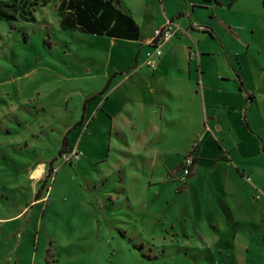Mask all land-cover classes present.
<instances>
[{
  "label": "rangeland",
  "instance_id": "374dc122",
  "mask_svg": "<svg viewBox=\"0 0 264 264\" xmlns=\"http://www.w3.org/2000/svg\"><path fill=\"white\" fill-rule=\"evenodd\" d=\"M195 1H205L195 17L212 23L220 36L207 34L197 46L219 49L213 63L226 66L230 79L223 85L226 104L201 107V127L194 133L170 124L165 134L148 127L114 134L99 108L101 99L84 110L85 97L108 80L103 65L118 53L126 64L130 45L109 61L108 43L95 46L85 34L60 29L58 0L33 7V22L0 21V264H215V257L223 264L211 237L223 226L225 194L239 181L225 154L214 168L210 163L221 155L219 142L255 152L257 138L245 130L244 119L264 135V0ZM91 45L101 53L89 56ZM88 66L103 72H87ZM234 71L253 91L250 108L239 109L244 98L236 91ZM147 76L143 70L140 85ZM128 92L126 86L116 96L110 89L104 106L113 111ZM84 112L94 116L91 124H79L67 135L69 149L80 157L60 162L63 136ZM135 112L127 109L118 119L127 122ZM193 145L201 160L192 185L184 189L187 177L180 179L181 168L175 167ZM39 164L44 170L34 180L31 172ZM37 192L42 201L34 200Z\"/></svg>",
  "mask_w": 264,
  "mask_h": 264
},
{
  "label": "crops",
  "instance_id": "0c3cea01",
  "mask_svg": "<svg viewBox=\"0 0 264 264\" xmlns=\"http://www.w3.org/2000/svg\"><path fill=\"white\" fill-rule=\"evenodd\" d=\"M108 1L122 13L132 18L138 27L139 39L127 40L106 35L87 34L78 29L63 30L85 34L86 39L90 40L95 46H99L101 43H108L111 46L108 49L109 53H107L109 54V61L113 53L123 51L120 49L124 48L122 46L130 45L128 46L130 49L127 53H130L131 56L129 54L130 58L126 64L120 62L119 55L121 53H118V59L114 61L112 59L109 64L103 65V68H106L105 77L108 80L100 89L85 97L84 110L88 108V103L94 99H101L102 102L99 103V108L107 116L108 129L114 134H117L123 128H127L130 132L132 130L134 133H141L144 132L146 127L155 128L161 134H165L170 124L176 125L179 128L192 129L193 133L195 130L197 132L201 127V107L211 109L218 107L217 104L223 106L229 97V93L228 91H224L223 85L225 86V81H229L230 72L226 66L219 67L220 64H218V67H216L213 63V55L217 54V52V55H219V49L218 51L216 49L215 51H211L207 47L197 46V43L202 38L208 39L206 31H212L215 38L218 40L220 38L212 23H207L206 20L199 21L195 17L197 9L202 8L205 1ZM48 3L49 0H47ZM148 5L153 6V8L148 9ZM153 13H156V16L158 14V18H153ZM214 18L218 19L216 15ZM150 19H153L152 22H149ZM169 19H173L174 23L179 26V34L173 36L162 46V54L157 60L154 69L144 66L146 54L151 49L148 40L151 38L154 30L162 26ZM219 30L223 31V28L219 26ZM95 46L91 45L90 49L86 50L89 56H95L99 54L98 52L101 53L102 49ZM223 50V55L227 57L228 52L226 48H223ZM110 64H112V67ZM88 67L90 68L87 72H91V70L99 71L102 68L99 66ZM143 70H147L148 76L144 83L140 85L139 76ZM234 74L235 77L237 76L236 87L238 90L236 91L241 93L244 98L243 107L241 103L239 109L250 108L255 103L253 91L245 85L237 72L234 71ZM117 80H119L118 85H116ZM240 81L245 90L251 94V100H247L244 91L240 88ZM126 86L129 89L128 93L130 96L120 98L116 108L113 111L108 110L104 106L105 102L109 99L107 93L113 88L117 92L116 96L123 95L121 90L124 87L126 88ZM215 89H218L219 94L213 93ZM139 92H142L141 96L137 95ZM132 93L134 96H132ZM131 100L134 102V105L129 103ZM143 102L147 104V107ZM126 103H129V105H126ZM157 107L160 108V114L156 110ZM162 107L163 110H161ZM122 108L123 111H120ZM131 108L136 110L133 116L127 122L123 123L119 121L118 118L122 117L121 113ZM166 108H168L167 112L165 111ZM190 108H192V113L189 112ZM185 109L186 112H184ZM178 110H181V112H178ZM242 113L240 112L241 118ZM93 117V115H85L84 112L81 118V125L85 123V128H87L91 124ZM154 118L159 120L158 124L154 123L152 120ZM186 118H192L191 122L186 121L185 123L184 120ZM263 119L264 117L262 116ZM209 120L215 119L209 117ZM243 123L245 130L257 138L255 152L253 151L251 155L240 147L231 146L224 148L223 144L218 141L221 155L211 160L210 163L211 168H214L217 161L225 154L229 158L227 161L230 163L233 174H236L239 181V185L229 188L225 194L222 206L223 211L221 212L223 215V226L218 231L219 234L212 236L211 240L215 241L213 242L215 246H218L216 247V256L222 258L221 262L223 264H264V135L261 132H254L253 130L255 129L251 128L246 119L243 120ZM206 125V121L203 120L202 126ZM216 129L219 130V127H216ZM163 143L166 144L167 140H163ZM197 148L198 145H193L188 154H184L177 159L176 169H179L187 155L191 154L194 160L191 174L186 178V182L182 186L184 189L190 187L189 185L195 178L198 161L201 160L197 154ZM67 149L72 150L69 149V143ZM166 153L164 151L163 156ZM223 158L227 159L226 157ZM245 187L249 189L245 190ZM42 198L40 201L43 200ZM214 223L209 222L211 227L218 230ZM214 262L216 264L219 260L215 257Z\"/></svg>",
  "mask_w": 264,
  "mask_h": 264
},
{
  "label": "trees",
  "instance_id": "16d2710c",
  "mask_svg": "<svg viewBox=\"0 0 264 264\" xmlns=\"http://www.w3.org/2000/svg\"><path fill=\"white\" fill-rule=\"evenodd\" d=\"M215 1L218 3L217 0ZM37 4L45 6L47 0H0V21L12 22L19 18L33 22L35 17L32 14V8ZM57 10L61 30L78 29L87 34L106 35L127 40L139 39L138 27L132 18L122 13L108 0H60ZM206 32L211 37L215 36L212 31ZM240 88L244 91L247 100H251V94L245 90L241 81ZM79 124L81 122L75 123L63 136L58 157L67 152V135ZM52 171L51 161L49 173ZM45 184L46 179L43 180L42 188ZM41 198V193L37 192L34 200Z\"/></svg>",
  "mask_w": 264,
  "mask_h": 264
},
{
  "label": "built area",
  "instance_id": "2783aa9c",
  "mask_svg": "<svg viewBox=\"0 0 264 264\" xmlns=\"http://www.w3.org/2000/svg\"><path fill=\"white\" fill-rule=\"evenodd\" d=\"M180 28L177 26L173 20H167L162 26L155 29L151 38L148 40V44L151 46V52L146 54L145 64L147 67L154 69L157 60L162 54V46L167 43L173 36L179 34ZM80 157V152L76 149L69 150L59 156L60 162L68 163L76 160ZM194 165V160L191 154L187 155L182 164L181 168V178L185 179L191 174L192 167Z\"/></svg>",
  "mask_w": 264,
  "mask_h": 264
},
{
  "label": "bare ground",
  "instance_id": "6f19581e",
  "mask_svg": "<svg viewBox=\"0 0 264 264\" xmlns=\"http://www.w3.org/2000/svg\"><path fill=\"white\" fill-rule=\"evenodd\" d=\"M44 170V166L42 164L37 165L34 170L31 172V178L36 180L39 179V177H41V174Z\"/></svg>",
  "mask_w": 264,
  "mask_h": 264
}]
</instances>
